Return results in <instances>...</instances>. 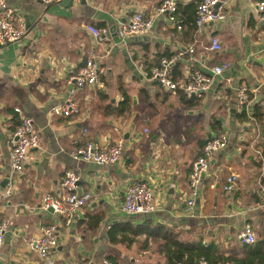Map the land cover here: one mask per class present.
<instances>
[{
    "label": "crops",
    "instance_id": "crops-1",
    "mask_svg": "<svg viewBox=\"0 0 264 264\" xmlns=\"http://www.w3.org/2000/svg\"><path fill=\"white\" fill-rule=\"evenodd\" d=\"M160 1L60 0L46 4L7 0L23 17L27 32L20 41L0 46V193L1 182L10 171L16 107L33 118L41 147L31 151L15 179L14 193L8 198L0 196V220L9 221L0 264H39L29 241L41 226L55 221L59 225L58 244L52 250L56 264L88 260L101 264L103 258L113 264H166L161 238L128 229L144 219L178 232L180 239H200L205 246H214L209 254L211 264H225L230 257L264 264L237 238L249 222L264 252V168L260 160L264 155V24L258 20L255 0H219L226 18L208 23L200 32L193 26L198 0H177L180 29L158 18L148 33L119 40L115 31L120 22L135 11L151 14ZM87 25L106 27L107 39L97 42ZM212 36L220 40V51L208 49ZM190 46L192 54L187 51ZM179 52L183 54L171 70L176 78H183L192 68L209 72L214 65L228 64L205 95L189 104L182 101L180 92L161 88L147 72L156 59ZM92 54L101 58L100 86L86 87L77 94L78 114L68 118L51 115V106L67 96V77ZM241 81L250 87L253 104L263 112L258 119L240 122L237 118L236 87ZM122 102L125 110L120 114L117 107ZM213 120L219 125L214 126ZM223 132L226 147L212 153L198 202L188 210L191 162L208 138ZM91 139L121 140L120 159L107 166L73 160L70 150ZM67 170L78 175L79 190L94 193L70 225L62 216L37 207L45 193H64L61 181ZM230 174L237 175L236 188L227 193L223 185ZM133 180L146 182L153 191L156 210L148 216H131L121 210L126 186Z\"/></svg>",
    "mask_w": 264,
    "mask_h": 264
},
{
    "label": "built area",
    "instance_id": "built-area-1",
    "mask_svg": "<svg viewBox=\"0 0 264 264\" xmlns=\"http://www.w3.org/2000/svg\"><path fill=\"white\" fill-rule=\"evenodd\" d=\"M43 3L50 4L60 0H41ZM177 0H161L154 11L146 15L143 12L135 11L130 14L124 22H120L115 33L119 40H125L131 36H139L148 33L155 19H165L170 24H180L176 16ZM255 12L258 20L264 24V0L254 1ZM226 18V13L219 0H200L196 4L194 14V26L200 32L205 25L211 22H221ZM93 38L97 42L107 39L108 29L106 27L97 28L87 25ZM27 29L25 21L18 11L11 6L7 0H0V46L20 41L26 35ZM222 48L220 40L216 36L209 38L208 49L220 51ZM189 54L194 52L190 46L187 50ZM163 56L149 71V78L157 83L161 88L171 92H182L188 96L202 98L209 90L215 76H219L228 67V64L214 65L209 72H204L199 68H192L183 78H176L172 75V66L177 62L180 55ZM103 71L101 58L95 54L90 55L78 69L66 79L68 93L65 100L57 103L50 108L53 116L68 118L80 112V104L77 101V94L86 87L100 86V76ZM250 87L241 81L236 87V103L240 110H245L248 114L252 109V98ZM18 123L14 128L10 140V171L5 178L7 183L3 187L0 196L8 198L15 191V179L31 157V151L41 147V136L34 126L33 118L20 108L15 109ZM144 131H147L145 128ZM227 144L226 133H220L205 141L201 147V154L191 162L188 179V199L186 209L191 210L199 196V188L204 175L209 171L210 158L214 151L223 149ZM123 144L121 140L110 143H103L98 139L87 140L84 144L72 148L69 152L71 158L79 162H90L97 165H111L118 161L122 155ZM261 165L264 168V155L260 156ZM236 174H230L226 178L224 191L232 193L236 188ZM79 177L72 170L65 171L61 186L64 191L62 195L45 193L39 204L40 210L52 212L65 218L66 224H71L73 215L81 208L88 205L93 199L94 193L90 190H79ZM263 197H264V193ZM264 205V203H263ZM121 210L131 216H148L155 212L154 194L150 186L141 180H133L126 186ZM9 226L7 219L0 220V252L4 244V235ZM59 225L57 221L40 227L36 237L31 238L29 244L36 253L39 264H56L52 250L58 244ZM237 238L243 244H253L255 242V232L249 222H245L237 234ZM85 264H93L88 260ZM101 264H113L108 258H103ZM177 264H183L178 262ZM197 264H208L201 258ZM225 264H234L231 261Z\"/></svg>",
    "mask_w": 264,
    "mask_h": 264
},
{
    "label": "trees",
    "instance_id": "trees-1",
    "mask_svg": "<svg viewBox=\"0 0 264 264\" xmlns=\"http://www.w3.org/2000/svg\"><path fill=\"white\" fill-rule=\"evenodd\" d=\"M198 1H200V0H198ZM178 8H179V6L177 4L176 16L179 12ZM194 14H195V11H194ZM178 23L182 27V23H180L179 21H178ZM176 25L177 24H175V26ZM193 26H194V20H193ZM168 55H170V54H167L164 56H168ZM160 58L156 59L157 61L154 64H156ZM151 67L147 68L148 75H149V71H150ZM172 75H173V73H172ZM180 94L182 96L181 97L182 101L186 104H189L193 100H199L198 98H195L193 96H188L182 92H180ZM124 110H125V107H124L123 102H122L117 107V111L121 114L124 112ZM261 115H263V112H261L260 106L258 104H253L252 109L248 114L245 112V110H240L237 113V118L240 122H242L248 118L258 119ZM15 120H16V124H15V126H16L18 123L17 116H16ZM212 123L214 126L219 125V122L217 120H213ZM201 153L202 152L200 150V153L197 156H199ZM225 182H226V179H225ZM225 182H224V184H225ZM223 187H224V185H223ZM128 229L133 234L145 233L149 237L161 238L164 241L166 264H177L178 262L183 263V264H197L201 258L206 260V262L208 264H211L209 261V254L211 253V251L212 252L215 251V249H214L215 247L212 245L205 246L204 244L201 243L200 239H185V240L180 239L178 232L175 233L174 231H172L171 229H168L167 227H165L163 225L154 224L152 222V220H150V219H144L140 224H137L135 227L128 226ZM112 239H113V235H112V233H110V240H112ZM259 243L260 242H254L253 244H246V245H249L248 253L251 256H253L254 259H257V260L264 263V252H262V250H260ZM218 259H221V258L218 257ZM225 260H226L225 262L231 261L234 264H253V261L251 259H239V260H237L236 258L230 257V258H225Z\"/></svg>",
    "mask_w": 264,
    "mask_h": 264
},
{
    "label": "water",
    "instance_id": "water-1",
    "mask_svg": "<svg viewBox=\"0 0 264 264\" xmlns=\"http://www.w3.org/2000/svg\"><path fill=\"white\" fill-rule=\"evenodd\" d=\"M125 21V20H124ZM123 21V22H124ZM115 29V25H113V26H111L110 27V31H113ZM144 38H146L145 36H144ZM127 137V136H126ZM7 178H4L3 180H2V182H1V185H3V186H5V184L7 183ZM103 202V200H101L100 201V203H102ZM197 202H198V199H197ZM50 211H52V209H49Z\"/></svg>",
    "mask_w": 264,
    "mask_h": 264
},
{
    "label": "rangeland",
    "instance_id": "rangeland-1",
    "mask_svg": "<svg viewBox=\"0 0 264 264\" xmlns=\"http://www.w3.org/2000/svg\"><path fill=\"white\" fill-rule=\"evenodd\" d=\"M156 124H153V126H155Z\"/></svg>",
    "mask_w": 264,
    "mask_h": 264
}]
</instances>
